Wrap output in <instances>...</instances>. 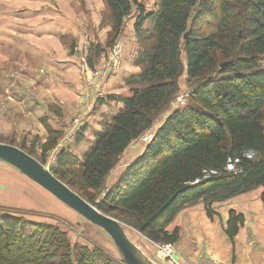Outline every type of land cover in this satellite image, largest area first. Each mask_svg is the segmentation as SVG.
<instances>
[{"label":"trees","instance_id":"trees-1","mask_svg":"<svg viewBox=\"0 0 264 264\" xmlns=\"http://www.w3.org/2000/svg\"><path fill=\"white\" fill-rule=\"evenodd\" d=\"M104 2L112 24L108 46L123 37L127 18L134 7L138 10L134 64L140 72L126 80L130 96L123 100L124 108L104 121L82 158L64 150L53 174L100 212L153 243L179 242L180 229L169 228L188 207L204 204L213 219L215 204L257 189H262L264 206V0H159L158 10L150 13L138 0ZM104 49L90 45L91 68H97ZM183 76L190 88L187 104L171 112L143 154L102 198L130 147L176 101ZM47 128L49 141L36 159L43 165L63 136ZM20 149L35 158L25 144ZM250 151L256 158L244 156ZM230 159L241 160L239 174L225 171ZM66 165H73L72 170H65ZM206 170L221 174L204 181ZM244 225V216L230 211L225 234L234 242ZM0 264L126 262L101 248L72 247L58 228L4 217Z\"/></svg>","mask_w":264,"mask_h":264},{"label":"rangeland","instance_id":"rangeland-1","mask_svg":"<svg viewBox=\"0 0 264 264\" xmlns=\"http://www.w3.org/2000/svg\"><path fill=\"white\" fill-rule=\"evenodd\" d=\"M138 2L149 13L158 10L159 0H138ZM137 15L138 10L134 7L132 14L126 20L124 35L129 31L133 33ZM146 27H151L150 22L147 23ZM111 32V18L104 0H0V57L2 51L8 57V60H4L3 57L2 60L0 58V95H5L6 98L12 99L16 95L25 94L27 97L29 95L33 99L32 92L38 96L39 92L33 90L34 86L31 85L32 83L29 79L50 78L52 76L53 72L50 70V67L32 69L26 56H24V48L28 46L27 44L30 40H33L32 38L36 33V35L45 33V37L51 36L58 41L52 39L51 43H49V45L51 44V52L58 58H62L64 52L68 53L67 58L71 59L73 55L75 57L77 52L78 56L82 58L86 52V46L87 50L90 51L91 44L92 46L105 48L104 53L101 54L99 60L96 62V69L99 70L104 67V56L112 47L108 46L111 40ZM118 42L125 43L123 37ZM35 43L41 45L38 41ZM131 43H136V50L139 49L136 35L133 36ZM130 48V44H127L124 57H127ZM16 55L18 56L15 58ZM11 56L14 57L13 62L17 65L9 64L11 63ZM76 74L77 78L80 79L79 88L76 89L77 107L71 111L72 115L68 120L69 125L65 127L66 130L62 138L56 147L46 154L47 158L44 166L51 171L57 167L59 157L64 150L71 152L74 158L80 160L83 155L81 151L85 152L98 136V134L95 135L93 140L92 136L86 135V140L83 143L84 149L82 146H76L77 136L86 126L89 125V130L92 126V117H90L87 124L84 123L82 126H77L76 134L73 130L79 113L80 98L85 95L87 86L86 75L82 72V79L78 71H76ZM53 75L56 77L55 74ZM67 75L66 73L65 77L72 82L71 78L67 77ZM71 82L68 84L73 86L74 84ZM17 83H20V85L17 86ZM180 89V94L171 105L170 110L155 123L154 129L156 133L164 124L167 117L166 114L173 111L175 106H180L178 102L179 97L185 98L187 104L190 88L187 84L186 76H183L180 80ZM68 92L72 93L73 96L75 94L74 90L68 89ZM99 100V97L95 98L96 103ZM9 101L6 99L5 102L0 103V116L10 111ZM95 106L94 102H90L86 110H89L90 113ZM61 109L56 105L49 106V111L55 116L62 117L63 109ZM69 110L66 109V112H69ZM44 125L47 134L45 142L40 148L35 147L36 141L28 144L27 141L29 139L27 136L20 139L16 135L5 136L1 117L0 137L4 141L3 144L12 145L17 148L25 144L26 150L33 151V156L35 159H38L41 157L44 146L47 145L50 137L47 128L50 126L48 119L44 120ZM50 127L57 132H61L52 126ZM136 146L146 148L141 140H138L133 145L134 148ZM128 158V155L124 156L120 166L126 163ZM65 168V170H72L73 165H66ZM0 170L3 173L0 175V184L3 183L1 185L3 187L2 192L6 196L0 202V218H21L43 226L55 227L67 233L72 247H86L92 251L95 248H101L115 259H123L112 238L103 229L93 225L51 194L31 183V181L14 173L15 171L13 170L15 169L0 163ZM110 186L108 184L107 187ZM259 192L261 193L262 189L251 191L227 202L215 204L214 209L218 214L213 219L208 217L204 204H198L183 210L174 222V227L179 228L182 232V239L173 245L174 251L171 256L161 249V243H153L145 239L135 229L115 219L124 227L132 243L139 247L154 264H264V229L262 231L261 225L258 232L256 230L254 232L247 227L243 229L236 239L235 254H231L228 260L222 257L223 249L229 242L226 237L227 235L225 236L224 234V227L229 213L230 211H234L239 214L230 208L231 203L240 200V198H245L249 199L247 201L255 204L256 201H260L258 199ZM104 196L103 193L102 198ZM99 200L97 203L100 202ZM239 205L241 206V204Z\"/></svg>","mask_w":264,"mask_h":264},{"label":"crops","instance_id":"crops-1","mask_svg":"<svg viewBox=\"0 0 264 264\" xmlns=\"http://www.w3.org/2000/svg\"><path fill=\"white\" fill-rule=\"evenodd\" d=\"M149 22L150 21H148L147 23ZM36 34L32 38L33 40L29 41V43L27 44L28 46L24 48L25 51L24 56H26L27 60L29 61V65L32 67V69L41 68V67H46V68L50 67L51 68L50 70H52L53 72L51 76L52 78L42 77V78L29 79L32 83L31 85L34 86L33 90L39 92V96L34 95L32 92L33 99H31L29 95L27 97L25 94L16 95V97H13L12 99L6 98L5 95H3L4 97L0 95V98H2L0 100V103L5 102L6 99L10 100L9 101L10 103L8 104L9 107L11 108L10 111L7 112V114L0 117H1L2 127L4 129L5 136L16 135L18 136L19 139L27 136L30 141V142L27 141L28 144H31L32 142L36 141L35 147L40 148L42 144L45 142L46 134H47L46 127L44 125L45 119H48V123L50 126L61 131V133L63 132L62 134H64L66 130L65 127L69 125L68 120L72 115L71 111L74 110L75 107H77V102H78V100L76 99V89L79 88L78 85L80 84V79L77 78L76 71H78V73L81 74L80 76L82 77V79H83V75L79 68L80 57L78 56V52L75 55V57L73 55L71 59L67 58L68 53L66 52L62 54L63 56L62 58L61 57L58 58L57 56H55L54 53L51 52V48H50L51 44L49 45L52 39L55 40L54 37L51 36L45 37L44 36L45 33L39 35ZM134 35L136 34H135V29L133 28V33L132 31H129L126 32V34L123 36L125 47L127 46V44H130L131 48L128 52L127 57L123 58V65L121 70L116 74H113L108 79V81L99 88L100 89L98 94L100 98L99 102L98 103L95 102V98H98L97 96H95L96 94H90V93L88 94L90 97V101L92 103L94 102V104L96 105L85 121V123L87 124L89 118L92 117L91 118L92 126L90 130H89V125L86 127L87 130L84 134L83 141L79 144L76 143V146H80V147L82 146V148L84 149L83 143L86 140L85 139L86 135L92 136L94 140L95 135L97 134L99 135L100 131L103 130L104 121L109 119L110 117L117 115L124 108L123 100L130 96V90L126 85V80L131 76H134L135 74L140 72V69L136 67L134 64V56L137 53L136 50L137 44L131 43ZM36 41L41 43L42 46L35 43ZM17 56L18 55H16L15 58ZM2 57L4 58V60H8L7 55H4L3 51L0 57L1 60ZM13 60L14 57L11 56V63L9 64H16L13 62ZM67 62L69 63L67 64ZM71 66L73 67L71 68ZM66 73L68 74L67 77L69 76L72 82L65 77ZM53 74H55L56 77ZM70 82L73 83L74 85L72 86L71 84H68ZM16 85L19 86L20 83H17ZM68 89L75 91L74 96L72 95V93L68 92ZM50 105H56L59 108H62L64 110L63 112V110L61 109L62 117L52 115V113L49 111ZM66 109H70L69 112H66ZM170 113L166 114V116L169 117ZM167 117L165 118V120L167 119ZM133 145L130 147V149L126 154L129 157L126 163L122 164V166H119L116 170H114V172L110 176L108 180V184H110L111 186L116 183L121 173H123V171L126 170L127 167L134 160L139 158L145 151V147L136 146L134 148ZM81 153L84 152L81 151ZM1 164L3 165V163ZM13 171H15L14 173H17L21 177H24V179L31 181L29 178H27L25 175L18 172L17 170H13ZM1 174L3 173L0 170V175ZM31 183L38 186L43 191L47 192L45 189H43L33 181H31ZM2 184L3 183L0 184V202L3 200V198H6V196H4L3 195L4 193L2 192L3 190V187H1ZM47 193L50 194L49 192ZM261 193L260 192L258 193L260 194L258 195V199L260 201H256L255 204L251 203L250 201H247L249 199H245V198H240V200H236L235 202L231 203L230 208L237 211L240 215H243L245 218V225L244 227H242L241 231L247 227L252 229L254 232L255 230L258 232L260 230L259 227L260 225L263 231L264 206L261 200ZM239 204H241V206ZM175 228L177 227H174L173 224L170 226L169 229L173 231ZM180 236H181L180 238L181 241L182 239L181 230H180ZM236 239L234 242H232L227 237V240L229 242L226 246L224 244L225 247L223 249V254H222V257H224V259L228 260L231 254L232 255L235 254Z\"/></svg>","mask_w":264,"mask_h":264},{"label":"water","instance_id":"water-1","mask_svg":"<svg viewBox=\"0 0 264 264\" xmlns=\"http://www.w3.org/2000/svg\"><path fill=\"white\" fill-rule=\"evenodd\" d=\"M230 63H224L220 68L224 69ZM0 163L22 173L87 221L107 232L126 264H154L139 247L132 243L118 220L100 212L58 179L50 169L20 148L0 143Z\"/></svg>","mask_w":264,"mask_h":264},{"label":"built area","instance_id":"built-area-1","mask_svg":"<svg viewBox=\"0 0 264 264\" xmlns=\"http://www.w3.org/2000/svg\"><path fill=\"white\" fill-rule=\"evenodd\" d=\"M85 53L83 54L82 58H80L79 68L80 70L86 75V90L85 95L80 98V106H79V113L77 115L76 121L74 123V133L76 134V128L79 125H83L86 121V118L89 116V110L87 106L90 105V94H96L95 96L99 97V88L105 84L108 79L113 75L119 72L123 65V58L125 52V45L123 42H117L114 46H112L105 54V65L102 69H92L89 67L88 58H89V51L87 50V46L85 49ZM91 96V95H90ZM180 106H185L186 101L185 98L179 97L178 99ZM180 106H175V109H178ZM155 126V124H154ZM154 126L146 131L139 140H141L145 146H148L156 136V130ZM154 131V132H153ZM74 134V135H75ZM248 159L256 158V153L254 152H246L244 155ZM241 160L230 159L226 165L225 171L233 174H239L241 171L239 170L238 166L240 165ZM221 172L217 170H206L203 172V180H211L212 178L219 176ZM197 181V183H199ZM110 192V187H107L104 191V195ZM161 245V244H160ZM161 249L164 252H167L170 256L172 255L174 248L172 244H162Z\"/></svg>","mask_w":264,"mask_h":264},{"label":"bare ground","instance_id":"bare-ground-1","mask_svg":"<svg viewBox=\"0 0 264 264\" xmlns=\"http://www.w3.org/2000/svg\"><path fill=\"white\" fill-rule=\"evenodd\" d=\"M127 235V234H126ZM129 238V237H128ZM130 239V238H129Z\"/></svg>","mask_w":264,"mask_h":264}]
</instances>
